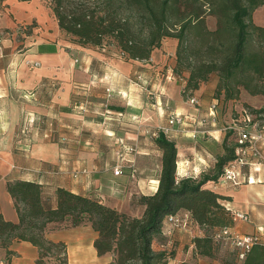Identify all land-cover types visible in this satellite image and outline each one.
Returning a JSON list of instances; mask_svg holds the SVG:
<instances>
[{
    "label": "crops",
    "instance_id": "crops-1",
    "mask_svg": "<svg viewBox=\"0 0 264 264\" xmlns=\"http://www.w3.org/2000/svg\"><path fill=\"white\" fill-rule=\"evenodd\" d=\"M176 45L175 40L165 39L147 61H124L105 48L77 45L59 30L51 9L38 0H4L0 7V214L18 222L6 184L22 180L40 184L43 200L51 206L56 189L63 188L129 217H140L144 207H138L140 216L133 207L141 195L157 190L161 152L154 139L169 112L185 117L184 127L170 135L177 150V179H182V172L195 180L209 173L227 138L220 124L222 106L232 104L236 116L245 109L243 104L252 112H264V97L241 93V100L222 99L219 106L213 97L215 77L193 93L198 104L190 106L181 91L187 75L173 74ZM214 101L212 122L208 111ZM99 108H104L103 113ZM235 117H228L229 122ZM98 138L109 142L104 145ZM124 146L133 152L125 155L122 173L115 176L119 163L115 152ZM260 148L264 155V143ZM256 168L251 164L243 169L238 187L207 184L226 198L221 203L230 213L248 216V222L234 220L232 232L264 233V164ZM177 215L188 218L187 228L172 230L165 220L153 240V251L171 253L170 260L179 264H221L195 254L192 239L203 236V229L186 211ZM79 228H87L96 238L90 226ZM94 239L87 253L97 258ZM8 250L13 253L10 264H35L38 256L28 242L12 241Z\"/></svg>",
    "mask_w": 264,
    "mask_h": 264
},
{
    "label": "trees",
    "instance_id": "trees-1",
    "mask_svg": "<svg viewBox=\"0 0 264 264\" xmlns=\"http://www.w3.org/2000/svg\"><path fill=\"white\" fill-rule=\"evenodd\" d=\"M262 5L264 0H51L50 9L59 30L77 45L102 49L109 43L126 61H147L163 40H175L174 73H187L183 94L192 97L215 74V98L222 94L228 101L237 99L241 89L264 97V28L252 21L253 12ZM206 6L217 19L213 31L205 27ZM154 143L161 152L158 187L154 194L138 198L144 207L140 217H129L63 188L55 191V205L46 207L40 184L7 182L18 222L0 214V249L5 251L0 264H10L12 241L36 247L35 264H68L66 245L46 237L48 226L57 223H68L70 228L90 226L96 233L97 257L111 255L107 264H167L171 253L153 251L152 243L164 221L180 211H186L205 231L192 239L195 254L213 259L221 245L213 234L231 229L233 220L221 203L226 198L207 184L218 183L235 159V147L224 142L213 169L195 180L177 179V150L170 137L158 133ZM229 255L234 264H264V246L254 247L241 262L233 251Z\"/></svg>",
    "mask_w": 264,
    "mask_h": 264
},
{
    "label": "built area",
    "instance_id": "built-area-1",
    "mask_svg": "<svg viewBox=\"0 0 264 264\" xmlns=\"http://www.w3.org/2000/svg\"><path fill=\"white\" fill-rule=\"evenodd\" d=\"M109 91V90H107ZM187 103L190 106H196L198 100L195 97H189ZM217 109V102L214 101L208 111V117L212 122H215V111ZM264 115L255 114L247 110H243L237 118L232 120L231 125L227 130L235 137V159L224 169V173L218 181L219 185L236 187L243 183L244 173L243 169L248 165L258 167L264 164V155L261 151L260 145L264 143ZM185 125V117L176 112H169L166 124L161 127L158 133H162L166 137H170L175 129H182ZM198 132L192 131L191 138H195ZM133 152L131 147H125L123 151L117 150L115 152L116 159L119 163L116 164L113 175L118 176L122 173V160L126 154ZM130 172L134 174L135 169L133 163L130 167ZM182 178L195 177L188 172L181 173ZM74 178L77 173H73ZM248 182L250 179L247 180ZM232 220L241 222H248L249 218L246 214L240 212L231 213ZM166 223L171 226L172 230L186 229L189 223L187 217L176 215L169 216ZM213 238L221 243V245H228L230 251L235 253L238 262L245 259L246 255L257 246H264V233L258 232L255 234H239L232 232L231 229H221L213 234ZM167 264H179L171 261Z\"/></svg>",
    "mask_w": 264,
    "mask_h": 264
},
{
    "label": "rangeland",
    "instance_id": "rangeland-1",
    "mask_svg": "<svg viewBox=\"0 0 264 264\" xmlns=\"http://www.w3.org/2000/svg\"><path fill=\"white\" fill-rule=\"evenodd\" d=\"M38 1L40 3L48 6L49 8L51 7V0H38ZM70 1L71 0H67V2H70ZM84 1H87L88 3L91 2V0H84ZM205 9H206L205 10V16H204L205 27H206L207 30L213 31V30L216 29V21H217V19H216L215 16L210 14V12L208 10L209 9L208 6H206ZM252 21L254 22V24L264 28V5L258 7L253 12ZM104 46H105V49H107L109 52H111V54L114 55V57L119 55L118 51H117V49H116V47L114 45H111L109 43H104ZM120 57H121V55H120ZM123 60L126 61L125 59H123ZM173 74H174V72H173ZM183 75H187V73L183 71L181 74L176 75V76H179L180 78H183ZM215 77H217V76L215 74H213V75H211L210 79L215 78ZM181 91H183V88H182ZM241 93H247V92L241 89L240 94ZM240 94H239L238 98L235 99L236 102L241 100L240 99ZM182 96L185 99H188L190 97L189 93L183 94V92H182ZM213 97L215 98V93H214ZM98 98H100V97H98ZM222 99H223V95L222 94L218 98H215V100L218 101L219 106L222 105V104H220ZM243 105H244V108H245L243 110H247V111L251 112V108L249 106H247L246 104H243ZM225 107L226 108H224L222 106L223 112H222V115H221L220 124L222 126H224V128H226L225 129V132L227 134V138L225 139L226 145L228 147H235V137L232 134V132L230 133L229 130H227V127L229 125H231V123L229 122L230 120H228L229 119L228 117L234 118L236 116V112H235V110L233 108V105L230 104V103L227 106H225ZM98 110H100L99 112L103 113L104 108L103 109L99 108ZM239 114H237V116L235 118H237L239 116ZM259 115H264V113L263 114H259ZM223 119H226V120L223 121ZM68 120H70V119L68 118ZM70 121L74 122V120H70ZM226 122L229 123V124L227 125ZM100 140L105 141L106 144H104V145H107V143L109 142V140H107L106 138H103V139H99L98 138V141H100ZM236 187H238V186H236ZM44 204H45L46 207H50L51 206V204L48 201H44ZM136 204H137L136 205L137 207L134 206L133 207V211L135 213H139V216H140L141 215L140 214L141 210L139 211L138 207H141V205H139L138 203H136ZM84 227H87V226H84ZM203 233L205 234L204 230H203ZM208 233L210 234V231ZM46 235L48 236L47 238L49 240H52V241H55V242L61 241V242H63L66 245V247H67L68 264H107L108 262L111 261V255H106V256H104L102 258L101 257L100 258L99 257L96 258L94 256L93 257L89 256L87 251H88L90 242L94 238H93L92 232L90 230H88L87 228H70L68 226V223L51 224L47 228ZM228 247H229L228 245H220L218 250H217V252L215 253L213 259L215 261H217L218 263H221V264H234L235 261H233L231 259L230 255H229L230 250H229ZM3 256H4V252H3L2 249H0V260H2ZM189 263H193V261H190ZM46 264H56V263L48 262Z\"/></svg>",
    "mask_w": 264,
    "mask_h": 264
}]
</instances>
